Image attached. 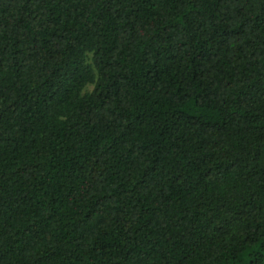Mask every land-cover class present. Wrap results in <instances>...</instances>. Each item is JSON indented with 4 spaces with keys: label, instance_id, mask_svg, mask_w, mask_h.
Returning a JSON list of instances; mask_svg holds the SVG:
<instances>
[{
    "label": "trees",
    "instance_id": "16d2710c",
    "mask_svg": "<svg viewBox=\"0 0 264 264\" xmlns=\"http://www.w3.org/2000/svg\"><path fill=\"white\" fill-rule=\"evenodd\" d=\"M0 264H264V0H0Z\"/></svg>",
    "mask_w": 264,
    "mask_h": 264
},
{
    "label": "rangeland",
    "instance_id": "374dc122",
    "mask_svg": "<svg viewBox=\"0 0 264 264\" xmlns=\"http://www.w3.org/2000/svg\"><path fill=\"white\" fill-rule=\"evenodd\" d=\"M92 86H93L92 84H88V85L85 87V89H86V90H91V89H92Z\"/></svg>",
    "mask_w": 264,
    "mask_h": 264
}]
</instances>
